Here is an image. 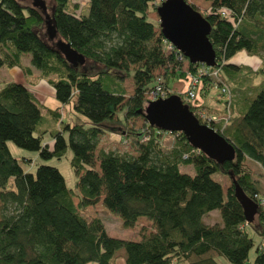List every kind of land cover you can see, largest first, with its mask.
Here are the masks:
<instances>
[{
    "label": "trees",
    "instance_id": "16d2710c",
    "mask_svg": "<svg viewBox=\"0 0 264 264\" xmlns=\"http://www.w3.org/2000/svg\"><path fill=\"white\" fill-rule=\"evenodd\" d=\"M42 1L43 11L28 1L0 0V68L18 67L30 84L34 69L36 81L44 80L54 99L71 102L84 120L59 121L48 132L42 121L60 120L57 109L45 108L20 82L0 87V264H114L118 255L123 264H218L216 256L229 264L248 262L254 243L247 228L264 235V210L256 208L255 224L246 222L233 186L254 203V195L264 196L247 166L251 161L264 171V0H204L208 7L199 10L210 25L207 38L215 65L209 69L216 70L217 79L201 75L198 96L217 89L225 109L221 89H232L228 111L239 89L227 82L234 84L241 70L262 77L239 115L225 128L215 127L234 148L233 159L221 164L191 147L180 132L161 131L146 121L142 129L126 132L133 153L100 149L95 154L99 137L118 127L117 110L123 108L126 125L129 118L142 116L146 95L155 87L164 98L174 94V83L200 66L168 47L158 24L147 16L162 0L157 5L154 0H87L80 7L77 0ZM48 28L84 62H66ZM239 51L256 55L260 66L251 71L232 64L229 60ZM23 55L27 66L21 63ZM125 78L132 82L127 97ZM182 93H176L180 99ZM46 132L50 147L42 142ZM166 134L173 138L168 148L161 144ZM8 142L43 160L61 157L68 147L75 189L66 186L55 166L39 163L33 172L23 170ZM185 165L192 166V174L179 170ZM212 174L227 176L224 191ZM98 200L123 227L143 217L152 230L137 240L108 235L99 218L86 219L78 212ZM211 211L219 219L207 223L204 217ZM248 264H264L262 244L255 245Z\"/></svg>",
    "mask_w": 264,
    "mask_h": 264
},
{
    "label": "rangeland",
    "instance_id": "374dc122",
    "mask_svg": "<svg viewBox=\"0 0 264 264\" xmlns=\"http://www.w3.org/2000/svg\"><path fill=\"white\" fill-rule=\"evenodd\" d=\"M77 1L79 3L78 4L79 7L85 5V3L87 2V0H77ZM154 2L157 5L160 2V0H154ZM186 2H188L190 5L194 6L196 8V10H198V11L199 10L203 11L204 6L206 5V3L203 2V0H186ZM45 3L48 4L49 0H45ZM147 16L149 17V19H151L153 21L154 24L158 23L157 15L152 8L148 10ZM53 39L57 40L58 38L56 36H54ZM27 58H28L27 56H23L22 63L26 62ZM5 69L6 68H3V70L0 73V87L3 86V84L7 82ZM0 70H1V68H0ZM250 70H251V68H250ZM251 71H253V70H251ZM35 73L36 72H34V74ZM250 73L251 72H247V70H241L240 75L238 74L237 76L234 77V84H232L231 80H229V82H227V84L230 88L235 87V84H237L236 86L240 87V90H238V97H237L239 99V101L236 99L235 95H233L235 97V99H233V98L231 99L232 105H229V108H228V114L230 115L229 116L230 118H228L227 123L224 124L223 126H222V121L220 119H221V117L225 116L227 114V112L224 109L225 101L223 100V98L221 96H219V97H221L220 99L217 98V96H218L217 95L218 94L217 89L210 88L205 94H203L202 96L200 95V98L202 99V101H204L205 107L206 106L208 107V108L207 107L205 108L203 106L204 110H206L210 114H214L213 116H215V114H218L219 112L216 111V113H215V112H212L209 110H220V112H222V114L220 116H216V117H218V120H217L218 122L215 123V126H217V124L219 123V125H221V128L223 129L227 125H229L230 121H232V119H233V116L239 115L238 111L240 110V108L242 107L241 110H243V108L245 107V104H247L246 103L247 100L251 99L253 97V95L255 94V92L258 90V86H259V84L261 82V78H262L261 73H259V72L258 73L256 72L254 74L253 73L250 74ZM32 80L33 81L31 82V84L26 85V87L30 90V92L34 95V97H36V99L40 103L42 102L44 104L45 108H50L52 110L57 109V111L60 113V120L55 122L51 119L49 120L48 117L45 116L46 114H45L44 108L42 107L43 109H41V113L43 116H45L48 119L46 121H44V120L42 121V127L44 129L48 130V132H51L52 130L57 129L59 121H61L62 123L68 122L71 124V123H75V122H82V120H84V118L82 116H80L79 114L75 113L72 110L71 102L60 103L57 100H55L53 96L48 95L49 94L48 87H50V86L48 84H46V82L44 80H41V82L44 83L41 87L42 90L37 87L40 80H39V82L36 81V74H35V77L32 76ZM169 84L172 85L173 81L170 80ZM186 85H187V83H186ZM122 86H123L124 92H125L124 97H127L128 95L131 94V91H132L131 79L130 78L123 79L122 80ZM178 89H179V86H177V87L174 86V89H173L174 93L182 91V90L178 91ZM230 91L232 92V89ZM180 95L184 96L183 94H180ZM244 101H245L244 106H242ZM116 115L120 120L119 124H117L118 127L116 128V130H113V132L108 130V131H106V133L102 134L99 137V141H98L97 146L95 148V154H97V152L100 149L105 150V151L113 150V151H117L119 153H122V152L133 153L134 147L131 143L132 139L130 136H128V134H126V132L127 131L134 132L137 129H142L143 126L145 125V120L140 115L134 116V117H131L128 119L126 125H122V124H124L123 108L117 110ZM48 132L43 134L42 142L47 143V145L50 147L51 146V140H50V136H49ZM172 142H173V138L171 136H168L167 134H166V136L163 135L161 138V144H162V146H164L166 148L171 146ZM7 146H8L10 153L20 161V164H21L23 170L28 171V172H33L35 166L39 163L49 164V165L55 166L56 168H58V170L62 174L66 186L68 188L73 189V190L75 189L76 176H75L72 168L69 165V159L71 156V151L69 150L68 147L66 148L65 153L61 157H59V158L52 157L50 159L43 160V159L38 157L36 152L18 148L14 144H12L11 142H8ZM22 157L30 159V162H27L26 160L23 161ZM247 166L249 167V169L251 171V176L256 178L255 183L258 185L259 190L264 193V171L260 168V166H258L257 164H254L251 161H247ZM95 169H96V167H95ZM179 170L181 172H186L188 174L193 173V169H192L191 165L181 166ZM211 177H212V179L218 181L222 185L223 191L225 190V187L229 185V181H228V178L226 175L212 174ZM72 200H73L74 204L77 202L76 198H73ZM78 212L86 219H90L92 217L99 218V220L103 224L105 232L108 235L113 236V237H117V238H121V239L137 240L140 238L141 234L148 233L152 230L151 223L143 217L138 218L133 226L128 227V228L123 227L121 224L120 218L116 214L111 213L110 211L105 209L102 206L100 200H98L93 205H89L83 209H80ZM216 212L218 213L217 210H216ZM216 212L211 211L210 213H208L204 217V221L207 223H213L214 221L219 219ZM252 224H255V215H254V220H253ZM247 231L252 236L254 246L249 249V251L247 253L248 262H246L245 264H248L249 261L253 258L254 247L257 243L262 244L264 247V235L263 236L258 235L256 232L252 231L250 229V227L247 228ZM216 261L218 264H229L222 256H216ZM113 263L114 264H123L120 255H118L114 259Z\"/></svg>",
    "mask_w": 264,
    "mask_h": 264
},
{
    "label": "water",
    "instance_id": "95a60500",
    "mask_svg": "<svg viewBox=\"0 0 264 264\" xmlns=\"http://www.w3.org/2000/svg\"><path fill=\"white\" fill-rule=\"evenodd\" d=\"M17 1H28L32 6L44 10L42 0ZM155 13L161 36L189 63L215 65L214 50L207 38L210 25L198 10L186 0H162L155 7ZM54 34V30L48 28V37L52 38ZM55 45L69 64L76 66L84 62V57L67 42L57 40ZM141 114L148 125L156 129L180 132L191 147L215 163L221 164L233 159L234 148L231 143L212 127L199 123L176 93L165 98L149 100ZM233 194L242 208L245 221L252 222L257 205L237 184L233 186Z\"/></svg>",
    "mask_w": 264,
    "mask_h": 264
},
{
    "label": "built area",
    "instance_id": "2783aa9c",
    "mask_svg": "<svg viewBox=\"0 0 264 264\" xmlns=\"http://www.w3.org/2000/svg\"><path fill=\"white\" fill-rule=\"evenodd\" d=\"M221 15L222 16H227V13L225 11H221ZM168 47H172L174 48L170 43H168ZM177 51V50H176ZM178 52V51H177ZM179 55L180 52H178ZM200 66L197 67L196 73L193 74H186L185 76V80H186V88L183 90V95L181 100L183 103H185L188 106V109L190 110L191 108V113L192 115L197 119V121L201 124L207 125L209 127H212L213 129H215V122H217L218 118H215L212 116V114L208 113L206 110H204L203 108H201V101L199 99L198 96V90L200 88L201 85V81L199 80L201 75L204 74H208L209 76H213L214 80L217 79V72L214 68H212V70H210L209 68L211 66H206L203 63H199ZM214 67V66H212ZM223 95L227 98V103H226V108L225 111H227V107H228V102H229V98H230V91L227 87L223 86V88L221 89ZM164 94L161 93L160 88L159 87H155V90L150 91L147 95L146 98L147 100H154L157 98H164L163 97ZM228 112V111H227ZM228 113L221 117V121H222V126L224 124L227 123L228 121ZM214 122V124H213ZM220 129H222L220 127ZM254 199H255V204L257 205V207H261L264 210V196H257L254 195Z\"/></svg>",
    "mask_w": 264,
    "mask_h": 264
},
{
    "label": "crops",
    "instance_id": "0c3cea01",
    "mask_svg": "<svg viewBox=\"0 0 264 264\" xmlns=\"http://www.w3.org/2000/svg\"><path fill=\"white\" fill-rule=\"evenodd\" d=\"M204 3H206V5L204 6L203 10H205L207 7H208V3L205 2L203 0ZM24 56V55H23ZM23 56L21 57V63H22V58ZM232 64H235V65H244V66H248L249 68H251V70H256L259 66H260V59L256 56V55H250V54H247L245 51H239L237 52L234 56H232V58L229 60ZM22 65L24 66H27L29 65L28 62H24L22 63ZM3 68H6V67H1V70H0V73L1 71L3 70ZM7 70V71H6ZM31 75L35 77V74L34 72H36L34 69H31ZM5 74H6V81H15V82H20L24 85H29L30 83H28V80L26 79V76L23 75V73L21 72V70L14 66V67H10V68H6L5 69ZM32 78V77H31ZM27 81H26V80ZM39 82V81H38ZM28 83V84H27ZM37 83V82H36ZM44 83L39 82L38 84V88L42 90V85ZM48 86V85H47ZM174 86H179V90H184L185 87H186V81L185 79H179L178 82L174 83ZM237 90L239 89L240 90V87H236ZM48 91H49V94L48 95H51L53 96V90L51 87H48ZM236 91V90H235ZM235 97H238V92H235ZM234 97V99H235ZM36 98V97H35ZM199 99L201 100V104L204 106V101H202V99L199 97ZM238 99V98H237ZM42 103V102H41ZM205 107V106H204ZM207 107V106H206ZM208 108V107H207ZM210 109V108H209ZM208 109V110H209ZM209 111H212V112H215L218 111L219 113L216 114V116H220L222 114V112H220V110H209Z\"/></svg>",
    "mask_w": 264,
    "mask_h": 264
}]
</instances>
